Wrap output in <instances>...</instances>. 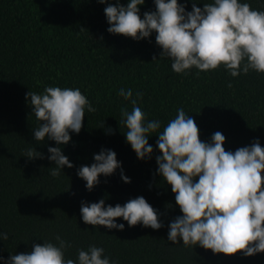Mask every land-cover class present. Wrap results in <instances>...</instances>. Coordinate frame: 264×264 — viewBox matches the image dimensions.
<instances>
[{"label": "trees", "instance_id": "1", "mask_svg": "<svg viewBox=\"0 0 264 264\" xmlns=\"http://www.w3.org/2000/svg\"><path fill=\"white\" fill-rule=\"evenodd\" d=\"M209 2L197 0V6ZM246 2L264 10V0ZM107 3L0 0V231L9 233L7 240H0V255L31 251L34 243L55 242L59 234L70 243L65 257L72 259L77 249L95 244L116 264H264V251L251 256L240 251L214 254L199 245L185 247L182 241L167 240L168 223L182 213L171 186L156 172L158 134L149 133L150 158L138 159L126 142V127L119 124L121 108L131 111L132 105L117 94L120 88H131L134 97L142 92L138 105L146 120L161 122L158 132L182 107L197 124L201 141L219 131L226 138V151L250 145L256 138L264 147V73L250 70L232 77L221 66L207 72L193 67L178 74L167 57H159L162 49L155 32L139 41L107 32L103 11ZM138 7L141 18L145 11L155 10L153 0ZM186 10H191V0ZM45 86L78 87L96 109L86 111L80 132H70V141L59 145L74 165L64 166L59 176L51 175L55 165L47 159L48 147L58 145L47 137L39 143L34 140L32 129L39 121L25 98L28 91L41 93ZM33 148L44 158L24 156ZM101 148L116 152L129 183L121 179L118 168L107 177L101 174L91 191L85 188L76 170L91 165ZM137 196L158 210L164 227H129L115 218L125 224L124 230H117L81 219L82 200L104 198L115 206Z\"/></svg>", "mask_w": 264, "mask_h": 264}, {"label": "clouds", "instance_id": "2", "mask_svg": "<svg viewBox=\"0 0 264 264\" xmlns=\"http://www.w3.org/2000/svg\"><path fill=\"white\" fill-rule=\"evenodd\" d=\"M97 2L105 4L107 0ZM188 2L153 0L155 10L145 11L143 18L138 6L145 0L107 3L103 9L107 32L136 41L155 32V42L162 49L159 57H167L178 74H187L193 67L207 72L221 66L232 77L250 70L264 73V10L253 8L246 0H211L202 8L197 0H191V10L187 11ZM117 94L132 105L131 111L121 108L119 124L126 127V142L138 159L150 158L153 145L148 143L149 133L158 134L156 172L171 186L182 213L168 223L167 240L182 241L185 247L199 245L214 254L240 251L243 256H251L264 251V147L259 138L235 151L225 150L226 138L219 131L209 141H201L197 124L182 107L158 132L161 122L146 120V113L138 105L142 92L137 91L134 97L131 88H120ZM25 98L39 121L32 129L34 140L39 143L47 137L58 145L48 147L47 159L55 165L51 175L59 176L64 166H74L59 145L70 141V132H80L86 111L96 109L78 87L45 86L41 93L28 91ZM24 156L43 159L44 153L33 148ZM93 160L91 165L76 170L87 190L99 184L101 174L107 177L118 168L121 179L130 182L114 150L101 148L93 154ZM159 215L144 196L130 198L123 205L106 204L104 198L82 200L80 204L84 223L107 229L124 230L125 224L115 218L127 221L129 227L140 224L160 229L164 223ZM8 238V232L0 231V240ZM54 240L34 243L31 251L0 255V264H116L103 247L95 244L77 249L75 259L66 258L70 243L59 234Z\"/></svg>", "mask_w": 264, "mask_h": 264}]
</instances>
